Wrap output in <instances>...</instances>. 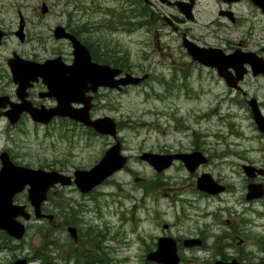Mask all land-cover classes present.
Instances as JSON below:
<instances>
[{
  "label": "rangeland",
  "instance_id": "374dc122",
  "mask_svg": "<svg viewBox=\"0 0 264 264\" xmlns=\"http://www.w3.org/2000/svg\"><path fill=\"white\" fill-rule=\"evenodd\" d=\"M175 1L0 0V6L3 3L7 8L4 16L11 29H18L19 10L26 20L27 41L21 44L13 38L8 46L31 58L44 61L58 51H71L65 40L56 39L54 30L66 25L72 15L80 36L95 52L109 51L110 58L101 59L125 69L127 65L126 71L134 75H147L124 91L105 92L95 109L94 117L110 116L118 123L121 144L126 154L133 156L126 168L92 193L83 194L75 186L53 188L52 198L44 205L54 218L32 217L26 235L2 249L0 264H10L20 256H33L31 264H59L61 257H69L70 249L89 264H149L146 254L155 249L164 231L191 232L194 225H187L188 221L202 214L183 217L182 202L172 188L174 183L184 184L183 172L156 171L139 155L200 143L215 145L218 151L234 146L238 152L252 149L249 155L264 162V130L258 127L249 104L255 98L264 116V74H246L239 84L241 89L233 90L216 71L193 61L183 45L187 38L226 51L240 48L262 54L264 13L249 0H196L194 19H188ZM45 5L47 10L43 12ZM221 10L233 11L234 21L221 15ZM9 124L5 118L0 121V151L9 149L14 159L28 166L72 174L76 169H90L107 149L106 138L85 126L76 127L70 120H58L48 127L31 118L20 126ZM190 127L199 130V135L193 136ZM229 163L234 161L215 162L214 169L231 175ZM26 195L20 193L17 201L25 203ZM208 210H214V206ZM199 225L203 230L202 222ZM68 227L74 229L76 238ZM214 229L216 233L220 230ZM78 233L83 243L95 246L84 251L76 247ZM42 244L49 247L50 257L34 256ZM95 247L98 258L90 252ZM193 257L191 252L185 264H199L196 259L190 260ZM70 261L68 264H74Z\"/></svg>",
  "mask_w": 264,
  "mask_h": 264
},
{
  "label": "flooded vegetation",
  "instance_id": "af4514ba",
  "mask_svg": "<svg viewBox=\"0 0 264 264\" xmlns=\"http://www.w3.org/2000/svg\"><path fill=\"white\" fill-rule=\"evenodd\" d=\"M178 1L188 4L194 3V7L196 5V0H193V2L192 0ZM179 10L182 14H184L180 8ZM18 12V29L13 30L6 24V18L4 16L7 13L6 6L3 3L0 6V113L2 115L1 119L3 120L5 118L7 121L9 120L8 113L14 106L23 102V100H28L32 103V105L37 107L45 106L46 108H51L57 105L55 97L47 96L45 94L48 89L40 75L37 76L35 80H31V84L26 88L27 94L25 97L22 98L18 95V84L14 78L12 70L13 66L27 60L41 61L35 57L31 58L22 50L8 46L10 39L18 38L21 44L25 43L28 39L25 32L26 20L20 10ZM221 12L223 11L221 10ZM227 17H229V15ZM191 18L194 19L193 14ZM179 19L184 20L182 17ZM74 21L77 20L70 15V20L66 23V25H62L63 32L75 35L78 40L86 45L94 62L100 64L107 63L114 68L120 69L121 71L116 76V79L123 78L127 72L126 69L101 59L108 56L110 58L109 51L101 53L96 50L95 52L94 48L91 45H88L80 36V31L78 30V27H76V24H74ZM56 39L65 40L71 46V51L69 53L58 51L51 58L57 59L61 66L72 65L75 60L73 41L66 36L61 38L56 37ZM232 50L233 48L224 51L226 54H231L233 53ZM262 54H264V52ZM262 54L260 55L264 56ZM200 64L199 66H201ZM202 67L207 68L209 71H216L219 75L218 70L214 67L204 64H202ZM249 70V73L254 75L251 70V65H249ZM231 71H233V69H231ZM88 85L91 88V83ZM124 88L126 89V87ZM231 89L234 90V88ZM110 90L113 89L100 87L98 90H93L91 88L85 91V96L89 99L90 104L89 113L92 117L95 116V109L101 105L100 101L102 95ZM72 105L76 108L84 106V104L78 102H73ZM27 118H31L30 114L28 112H22L17 122H9V126H20L25 120H27ZM58 120L69 122L70 118L67 116H54L46 124L35 122L32 119L35 123L47 127ZM70 121L72 125L76 127L80 126L78 122L73 120ZM86 129H89L97 136L106 138L107 145L105 148L114 144L116 140L123 141L120 135H118L117 138H113L109 135H101L94 129ZM188 130L193 132V136L199 135L196 132L199 130L193 129L192 127L188 128ZM122 148L125 151V146H122ZM220 150L218 151L215 145H205L199 143L186 148L181 147L179 150L168 149L166 153H161L163 152L162 150H159L160 152H155L163 155L174 154L172 163L166 169H176L177 171H181L185 174L186 179L184 184L180 186L178 183H174L175 185L172 187L176 189L175 193L178 194V198L182 202L181 205L184 212L183 217L190 218L189 214L194 212H196L197 215L202 214V217L195 218V220L190 219L191 222L188 221L187 225H194L191 232L182 234L180 229H177L181 234L164 231V234L161 236L169 235L175 238L172 239L177 245L178 254L181 260L179 264L187 263L186 260L189 259L191 252L194 257L190 260L196 259L194 260L195 263L198 261L199 264H262L264 263V162L259 163L254 159L253 155H249V153H253L252 149H248L251 151L238 152L237 146H234L232 149ZM185 154H190L189 159H192V161H190L192 162L191 164H193L192 168H189L186 160L182 158V156H186ZM11 156L14 158L13 155ZM132 158L133 156L129 155L130 161ZM227 160L230 162L234 161V164L229 163L231 175L214 169L213 164L215 162L220 161L222 164L227 163ZM196 162L197 164L195 165ZM204 174H208L213 181V183H208L209 185L213 184L210 187L211 190L201 188L199 179ZM106 182L107 181L103 184ZM57 187L62 188L63 186L59 185ZM92 191L89 193H92ZM202 206L207 207V209H202ZM213 206L214 210H208V208ZM43 211L46 215L43 219L54 218V214L48 207H46V205L43 206ZM50 215L52 216L50 217ZM257 220H261L262 223L258 224ZM201 222L204 226L203 230H201L199 225ZM214 227H219V232L216 233ZM81 238V234L78 233V237L75 241L76 247H80L82 245L83 241L80 240ZM190 241H193L194 244H187ZM157 247L158 245L156 244L155 249ZM61 259L59 264H62L63 262L68 264V261L72 258L61 257ZM73 259L74 260L70 262L74 264H87L84 262V256H76L73 257Z\"/></svg>",
  "mask_w": 264,
  "mask_h": 264
},
{
  "label": "water",
  "instance_id": "95a60500",
  "mask_svg": "<svg viewBox=\"0 0 264 264\" xmlns=\"http://www.w3.org/2000/svg\"><path fill=\"white\" fill-rule=\"evenodd\" d=\"M223 1L231 3L240 0ZM250 1L264 13V0ZM175 4L187 17H192L194 3L188 4L177 1ZM46 10L45 5L42 11L45 12ZM222 14L229 15L234 21L232 11H223ZM55 36L57 38L66 36L73 41L75 60L72 65L61 66L57 59H49L43 63L24 61L14 65L12 70L15 81L18 83L17 91L20 97L26 96V88L31 84V80H35L40 75L48 89L45 94L55 97L57 105L51 108L37 107L32 105L30 101L24 100L8 113L10 120L16 122L23 111L29 112L33 120L42 123H48L54 116H67L103 134L116 136L117 122L114 118L104 116L91 119L89 99L85 96V91L91 88L97 90L99 86L120 87V84H136L143 77L126 73L125 77L115 79V76L121 71L120 69L109 64L94 62L88 47L77 38L63 32L61 26L56 27ZM184 46L194 60L216 67L218 73L225 78L230 86L238 87V82L244 79V75L248 72L246 63L251 65L254 75L264 74V57L259 56L256 52L237 49L234 53L226 54L221 48L201 46L188 39H184ZM230 68L235 70V75ZM89 83H91V88ZM73 102L84 103L85 106L76 108L72 105ZM249 104L258 127L264 130V116L256 99H250ZM185 155L182 158L186 160L187 166L192 168L193 164L190 162L192 159H189L190 154ZM140 157L159 171L167 168L173 159V156H164L154 152H145ZM0 160V229L7 231L12 237L20 239L26 232V226L18 218L30 219L31 213L27 210L26 204L15 201L16 194L27 190L28 200L34 208L36 217L40 218L44 216L41 208L47 199L48 191L57 183L62 185L75 183L82 192H87L123 168L128 158L121 153V145L118 142L107 149L103 157L90 169H76L74 178L57 169L48 170L19 164L12 160L7 151L1 152ZM209 182L213 183L208 174H204L199 179L202 189L211 190L210 187L213 184L209 185ZM69 230L74 234L73 228L70 227ZM187 244L191 245L194 242L190 241ZM148 258L164 264H178L180 260L176 243L172 238L160 239L158 249L149 253ZM12 264H28V260L21 258Z\"/></svg>",
  "mask_w": 264,
  "mask_h": 264
},
{
  "label": "trees",
  "instance_id": "16d2710c",
  "mask_svg": "<svg viewBox=\"0 0 264 264\" xmlns=\"http://www.w3.org/2000/svg\"><path fill=\"white\" fill-rule=\"evenodd\" d=\"M108 61V60H107ZM109 62V61H108ZM126 69L128 70V67L126 66ZM50 198H52V196H50ZM55 203V202H54ZM15 240L13 239V238H11V237H9L4 231H1L0 230V248H5V247H8L9 245H11L13 242H14ZM95 246V244H93V243H91V246ZM71 247V246H70ZM48 246L47 245H45V247H43V244H42V246L41 247H39V248H37L36 250H37V254H35L34 256H39V257H43V256H45V257H50L51 255H50V253H49V251H48ZM92 251H90V252H93V253H95L94 255H95V257L97 256V258H98V255H100V253H99V250H98V248L97 247H95V248H93V249H91ZM70 251L71 252H69L68 254H67V256H69L68 258H73V257H76V256H78V254L75 252V250L73 249V250H71L70 249ZM33 256H30V259L32 258ZM101 261H104V260H102L101 259ZM44 264H46V263H44Z\"/></svg>",
  "mask_w": 264,
  "mask_h": 264
},
{
  "label": "bare ground",
  "instance_id": "6f19581e",
  "mask_svg": "<svg viewBox=\"0 0 264 264\" xmlns=\"http://www.w3.org/2000/svg\"><path fill=\"white\" fill-rule=\"evenodd\" d=\"M71 36H73V37H75V38H77L75 35H73V34H70ZM78 39V38H77ZM122 65V64H121ZM127 66V65H126ZM124 68V67H123ZM100 87H104V86H99L98 88H100ZM98 90V89H97ZM163 155V154H162ZM174 154H166V155H164V156H173Z\"/></svg>",
  "mask_w": 264,
  "mask_h": 264
}]
</instances>
